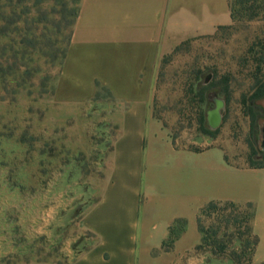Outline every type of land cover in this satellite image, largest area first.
Here are the masks:
<instances>
[{"label":"rangeland","instance_id":"obj_1","mask_svg":"<svg viewBox=\"0 0 264 264\" xmlns=\"http://www.w3.org/2000/svg\"><path fill=\"white\" fill-rule=\"evenodd\" d=\"M77 4L0 0V264L64 262L72 257L69 248L86 246L88 238L71 244L81 232L82 210L95 198L96 162L112 138L100 137L103 107L96 102L73 112L52 99ZM258 6L247 2L230 25L162 56L149 105L178 146L220 147L237 166L248 165L251 145L259 148L264 121V94L254 97L264 84V11ZM213 96L225 104L220 125L208 135L199 120L202 112L208 127ZM95 99L112 101L102 88ZM106 130L111 135L115 127ZM247 213L251 217V203L229 201L201 212L204 232L195 249L185 251L184 264H230L231 253L240 264L252 260L256 245L252 252L241 247L257 238L247 231Z\"/></svg>","mask_w":264,"mask_h":264},{"label":"crops","instance_id":"obj_2","mask_svg":"<svg viewBox=\"0 0 264 264\" xmlns=\"http://www.w3.org/2000/svg\"><path fill=\"white\" fill-rule=\"evenodd\" d=\"M231 23L229 0H78L52 99L73 112L96 102L100 137L112 139L71 244L88 238L86 246L69 248L64 262L15 264H184L185 251L200 243L197 219L209 201L251 203L250 264H263L264 165L237 166L216 146H178L149 113L161 57ZM100 88L111 103L95 99ZM110 124L115 132L107 135ZM177 220L180 233L165 249Z\"/></svg>","mask_w":264,"mask_h":264},{"label":"trees","instance_id":"obj_3","mask_svg":"<svg viewBox=\"0 0 264 264\" xmlns=\"http://www.w3.org/2000/svg\"><path fill=\"white\" fill-rule=\"evenodd\" d=\"M249 1H252L254 3H258L259 4V8H260V11H264V0H229V3H230V9H231V16H232V22L235 18V16H239L243 6L249 2ZM237 5H239L240 8H237ZM76 12H77V8L76 10L74 11V19H75V16H76ZM252 17V16H250ZM74 19L71 23V25L73 24L74 22ZM228 26V25H227ZM222 27H225V26H221L219 28H222ZM66 50V49H65ZM65 54V53H64ZM64 57V56H63ZM209 86L205 85V87H203L204 90L208 89ZM103 89V88H102ZM99 92V90H98ZM98 94V93H97ZM96 94V95H97ZM264 94V84L261 85L260 89H259V92L255 93L254 97H259V96H262ZM200 125H201V130L203 133L205 134H208V135H211L215 132V129H210L209 127H206L205 123H204V117H203V113L201 112V115H200ZM206 123H207V120H206ZM208 126V125H207ZM254 127V126H253ZM174 141V140H173ZM175 142V141H174ZM190 149H193V150H198V149H194V148H190ZM255 157H258L260 158L259 160H256ZM247 162H248V165L250 167H262L264 165V150H262L259 146V148H256L254 147L253 145H251L250 147V152L248 153V156H247ZM230 204H233V202L229 201ZM217 204V201H209L208 203H206V205L202 208L201 212L205 211L206 209H210V208H214ZM201 212H200V215H201ZM180 222V223H179ZM245 222H246V228H247V231L248 233L251 232V226H250V214H246V217H245ZM197 223H198V229L200 230V232H204L202 226H201V223H200V216L198 217L197 219ZM178 224V226H177ZM181 221L180 220H177L176 221V224L170 226V229H169V235H168V238L166 239V241H164L163 243V247L165 249H168L171 247L172 245V242L174 241V239L179 235L180 233V230H181ZM251 240H247L246 242H244L242 244V250H246L248 249L250 252L253 251V247L256 245L257 243V238L254 237V236H251ZM76 245V244H74ZM223 248L224 247H220L219 251H223ZM212 253L217 255L219 253H217V251H214L212 250ZM229 261H230V264H240L236 255L234 253H231L230 254V257H229ZM251 262V257H247L245 259V262L243 264H250ZM264 264V263H263Z\"/></svg>","mask_w":264,"mask_h":264},{"label":"water","instance_id":"obj_4","mask_svg":"<svg viewBox=\"0 0 264 264\" xmlns=\"http://www.w3.org/2000/svg\"><path fill=\"white\" fill-rule=\"evenodd\" d=\"M212 100L214 102V106L207 109L206 120H207V125L210 129H216L222 121L225 103L222 98L217 96H213ZM260 132H261V140L259 146L262 150H264V121L260 123Z\"/></svg>","mask_w":264,"mask_h":264},{"label":"flooded vegetation","instance_id":"obj_5","mask_svg":"<svg viewBox=\"0 0 264 264\" xmlns=\"http://www.w3.org/2000/svg\"><path fill=\"white\" fill-rule=\"evenodd\" d=\"M213 101V100H212ZM214 103V102H213Z\"/></svg>","mask_w":264,"mask_h":264}]
</instances>
